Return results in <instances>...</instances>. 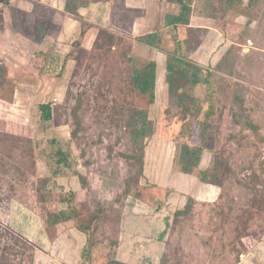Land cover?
I'll return each instance as SVG.
<instances>
[{
	"label": "rangeland",
	"instance_id": "rangeland-1",
	"mask_svg": "<svg viewBox=\"0 0 264 264\" xmlns=\"http://www.w3.org/2000/svg\"><path fill=\"white\" fill-rule=\"evenodd\" d=\"M209 2L218 14L210 23L227 21L225 41L211 64L231 46L213 70L216 111L204 152L207 160L214 154L223 165L221 186L212 200L171 218L162 239V224L141 226L145 237L161 243L156 261L143 255L139 264H160L161 257L163 264H264V0L232 19L218 0L196 1L207 7ZM115 30L112 39L99 38L89 49L76 44L74 62L64 64L58 75L37 71L33 64L0 75V264H52L35 260L36 248L5 223L12 203L31 210L39 221L65 207L61 192H78L77 215L69 222L87 227L93 246L88 264H110L117 260L123 210L139 206L137 215L144 217L164 206L172 186L191 185L177 180L173 158L181 142L200 143L199 128L195 125L189 137L179 133L184 111L177 97L168 100L165 81L150 105L133 87V64L127 59L133 38L128 30ZM213 46L204 42L201 58ZM196 95L202 97L200 88ZM40 101L51 103L49 122L39 120ZM144 107L154 132L141 149L130 142L125 120L132 109ZM59 146L68 154L66 165L55 160ZM46 231L53 239L55 230Z\"/></svg>",
	"mask_w": 264,
	"mask_h": 264
},
{
	"label": "crops",
	"instance_id": "crops-1",
	"mask_svg": "<svg viewBox=\"0 0 264 264\" xmlns=\"http://www.w3.org/2000/svg\"><path fill=\"white\" fill-rule=\"evenodd\" d=\"M65 2L66 0H0V60L9 70L17 69L20 64H33L32 55L38 50L53 48L63 56L70 50L74 41L89 49L96 37L98 26L114 31L118 28L122 33L128 30L133 39L159 30L163 36V47L169 49V45H172L168 28L164 26V17L167 13H177L178 6L174 3L162 0H86L87 5L81 7L77 15H73L65 11ZM18 11L24 12L27 20L33 25L37 23L42 28V37L34 35V30L30 37L22 33ZM127 14L130 15L128 19L125 17ZM115 20H120L121 23L122 20L129 21L130 24L116 27ZM210 21L211 18L202 15H190V26L208 28L204 42L214 41L216 44L221 40V35L212 27ZM131 42L133 53L156 63V94L158 85L163 87L164 84L166 54L135 40ZM191 57L199 59L198 50L193 52ZM73 62L72 58H68L65 64ZM13 65H16V68ZM206 160L203 154L199 164L201 168L206 166ZM176 178L191 182V185L182 184L180 188H177L178 185L172 186L173 191L160 209L148 210V215L144 217L137 215L139 206L133 207L132 210H123L120 218L123 229L116 256L118 261L139 264L143 255L148 257V260L156 261L159 258L157 250L161 242L158 237L156 240L145 237L140 227L150 222L152 226L162 224L163 230L166 222L172 218L171 213L183 207L187 196H191L195 202H202L212 200L213 195L217 193L216 186L202 183L192 174L178 172ZM208 187H211V190ZM77 195L78 192L75 193V196ZM24 211L16 212L9 208L5 223L20 231L36 248L35 260L39 257L41 261H51L52 264H81L79 252L86 240L85 233L74 228L70 222L45 227L41 220L36 221L31 210L26 208ZM46 229L55 230L53 239Z\"/></svg>",
	"mask_w": 264,
	"mask_h": 264
},
{
	"label": "trees",
	"instance_id": "trees-1",
	"mask_svg": "<svg viewBox=\"0 0 264 264\" xmlns=\"http://www.w3.org/2000/svg\"><path fill=\"white\" fill-rule=\"evenodd\" d=\"M162 1L174 3L178 6L177 13H167L164 17V26L168 28L172 46L169 49H165L163 47V36L159 30L136 36L133 40L151 49L163 51L166 54L164 81L167 84L168 100L172 101L174 97H177V104L184 111L180 117L182 123L180 125L181 127L179 133L183 136L189 137L192 132V128L195 125L199 128V133L202 138L200 143L184 141L175 147L173 164L176 170L184 174H192L202 183L219 187L221 186L220 177L223 165L216 160L214 154L211 158H209V160H206L205 167L201 168L199 164L204 152L207 149L208 123L216 111V89L213 82V70L220 66L221 61L231 46L227 48L223 55L219 57L217 56L218 58H216V64H211L210 61L212 60V56L225 41L226 34L223 31L222 25L227 21L224 17L222 19L221 26H218L217 24L212 25V27L220 33L221 40L216 44L212 41L214 46L213 48H210L209 54L206 55L205 59H203L200 56V46L204 44L205 33L208 31V28L190 26V15L192 13L202 15L211 18L213 22H216L218 19L216 17L218 14L215 12L216 6H214L212 2H209L210 7H207L204 4L198 5L196 3L197 0ZM255 1L256 0H247L246 2L244 0H218V4L223 6L227 19H232V14H235L236 16H245L248 13L249 7L252 6ZM86 5V0H66L64 8L65 11L72 13L73 15H77L78 10ZM196 5L199 6L198 9H196ZM17 16L24 35L30 37V35L35 33L34 35L42 37V28L38 26L37 23H35L36 25H33L31 21L29 22L24 12L18 11ZM125 17L128 19L130 15L127 14ZM127 23L130 24L129 21ZM123 24V20L122 23L120 20L115 22L116 27H122L124 26ZM193 33H197V35H193ZM115 35H117L116 31L98 26L93 45H95L99 38L102 39L106 37L112 39ZM76 44L80 49H85L80 46L78 41H74L71 44L70 50L64 53L63 56H61L57 49L53 48L45 51L38 50L33 53L31 62L37 71L42 70L44 74L58 75L64 69L66 60L68 58L73 59L71 49H73ZM208 47L209 46H206L205 49L208 50ZM196 50L199 52V59L191 57V54ZM205 53H207V51H205ZM127 57L130 63L133 64V71L131 75L133 87L141 94L147 96V103L149 105L153 104L156 98L155 61L133 53L131 51V44ZM5 72H9L10 74V70L0 60L1 77ZM0 86H2V83H0ZM198 88H200L202 92L201 98L196 95ZM11 98L13 97L11 96ZM36 108L41 122L45 123L52 120L53 115L50 102L40 101ZM71 112L73 114L76 127H78L79 116L75 107ZM249 125L252 124L249 123ZM125 128L132 145L142 149L143 140L152 135L154 132L152 123L148 116V108L144 107L132 109L125 120ZM50 141L55 142L56 140L52 138ZM67 155L68 154L64 152V149L61 146L56 147L54 150L55 160L58 164L66 165ZM139 160L140 162L142 161V151ZM86 190L90 191L89 188H86ZM59 197V200L65 203V207L50 212L45 219L40 217L44 226H54L59 223L69 222V220H75L77 215L74 199L75 191L69 190L68 192H61ZM93 201L96 204L99 202L96 198H94ZM195 203V200L191 196H187L183 207L176 209L172 213V219L176 217H183L185 214L188 215ZM10 209L16 212L18 210L25 212L24 210L26 208L20 206L19 203H12L10 205ZM168 224L169 222H166L165 228L160 231L159 239H162L166 234ZM72 226L85 233L86 240L80 249L79 255L81 264H88L92 259L93 250L90 234L85 226L76 223L72 224ZM25 241L29 246L34 248V246L27 240ZM162 258L163 257H161L160 264H163ZM110 264L125 263L112 258Z\"/></svg>",
	"mask_w": 264,
	"mask_h": 264
},
{
	"label": "built area",
	"instance_id": "built-area-1",
	"mask_svg": "<svg viewBox=\"0 0 264 264\" xmlns=\"http://www.w3.org/2000/svg\"><path fill=\"white\" fill-rule=\"evenodd\" d=\"M264 243V242H263Z\"/></svg>",
	"mask_w": 264,
	"mask_h": 264
}]
</instances>
